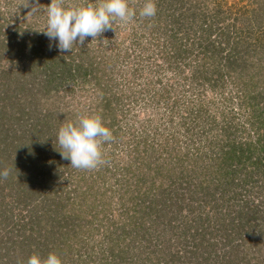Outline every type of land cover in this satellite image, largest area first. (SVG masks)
Instances as JSON below:
<instances>
[{
	"label": "trees",
	"instance_id": "trees-1",
	"mask_svg": "<svg viewBox=\"0 0 264 264\" xmlns=\"http://www.w3.org/2000/svg\"><path fill=\"white\" fill-rule=\"evenodd\" d=\"M50 2L0 0V264L50 252L63 264H264V0H155L147 18L128 0L132 21L69 52L40 31ZM152 43L175 74L191 71L182 91L158 89L162 78L137 89V70L114 78ZM164 99L156 124L148 108ZM133 103L144 119L123 124ZM83 115L114 136L94 169L73 167L56 139Z\"/></svg>",
	"mask_w": 264,
	"mask_h": 264
},
{
	"label": "clouds",
	"instance_id": "clouds-1",
	"mask_svg": "<svg viewBox=\"0 0 264 264\" xmlns=\"http://www.w3.org/2000/svg\"><path fill=\"white\" fill-rule=\"evenodd\" d=\"M46 21L40 30L49 41L62 52L72 50L75 43H84L87 37L96 38L98 34L113 28L112 22L119 20L123 25L132 21L137 10L129 6L128 0H100L99 3L65 7L61 0H51L46 9ZM157 13L155 0H144L139 9L142 18L154 17ZM51 46V44H50ZM56 139L63 151L61 156L78 169H94L107 163L103 158L101 144L114 139L111 129L102 122L99 115H83L77 122L62 124ZM8 169L0 170V177H7ZM26 264H63L54 252L45 258L37 254L28 257Z\"/></svg>",
	"mask_w": 264,
	"mask_h": 264
},
{
	"label": "rangeland",
	"instance_id": "rangeland-1",
	"mask_svg": "<svg viewBox=\"0 0 264 264\" xmlns=\"http://www.w3.org/2000/svg\"><path fill=\"white\" fill-rule=\"evenodd\" d=\"M237 0H227L228 4H231V6H233L236 3ZM19 2V1H18ZM246 3V1H245ZM120 37L125 38L126 35L128 36V30L126 29L125 31L123 29L120 30ZM126 39V38H125ZM256 41L255 38H253L251 40L252 43H254ZM147 44V43H144ZM130 43L127 40V43H124L123 46H129ZM152 46H149L150 51H148L147 53H140L138 51L135 52H131L130 50L128 51V54L131 55V57H129L130 59H125V60H121L119 62V65L116 67V72H119L118 74L116 73L114 78L117 81L120 80H128L131 79L132 76H130L129 74H131L132 71H138L139 74H142L141 77L137 78V81L133 84V87L140 89V88H144L147 85L148 80H153L155 83L152 84V87H156V78H162V83L157 84L158 89L161 88L162 86L164 88L167 87L168 90H170V95L175 94L177 91H182L184 89V86H188L189 85V78L191 71L188 69V71H186V73L181 74V75H177L175 74L174 71L170 70L167 66V63L163 61L162 58H160V54H159V49H157V47H155L153 45V43L151 44ZM123 47V53H124V48ZM128 48V47H126ZM141 58V59H139ZM130 60V62L128 61ZM137 64L138 67H135V65ZM161 86V87H160ZM171 89L173 91V94L171 92ZM200 91V90H199ZM201 92V91H200ZM226 92L228 95H230L231 97H233L234 99L232 100V103L234 104L235 109L234 112L238 109L237 107V102L238 99L236 97V93L238 92L236 87H231V86H227L226 88ZM191 93H187L185 94V97H187V99L190 97ZM205 97V98H204ZM194 100H196V97H193ZM214 99L215 101L218 102L219 104V100H218V95H214V94H210L209 89L205 90L204 95L202 96V99H206V100H210V99ZM198 99V97H197ZM168 104V100L164 99L162 100V104H160L161 106H163L162 108H160L159 106L156 107V110L153 109V105H150L148 110L150 111V114H155L156 115V124L158 122L159 117H162L163 115H165L164 111H165V105ZM220 105V104H219ZM133 106V107H132ZM141 106L142 103H140L139 106H135L134 107V103L132 105H127L125 106V108H130L131 112H129L125 118L123 119V124L124 123H131L132 121L136 122V120L134 119V116H137V120L141 121L142 119H144L145 114L141 112ZM181 108L183 110H186V106L181 105ZM168 115V113H166ZM164 119L166 121V116H164ZM164 122V120L162 121ZM160 123H158L159 125ZM163 124V126H160V128L158 129V132H164L165 131V127L166 124ZM135 126H138L137 123H134ZM165 125V127H164ZM133 131V130H132ZM180 134V135H179ZM178 137L180 139H183L181 137V133H178ZM182 142L184 140H181ZM108 185V184H107ZM15 198H12L10 200V202H14ZM9 201V199H7ZM19 210L15 209V211L13 212L14 215H18ZM26 221V220H25Z\"/></svg>",
	"mask_w": 264,
	"mask_h": 264
}]
</instances>
